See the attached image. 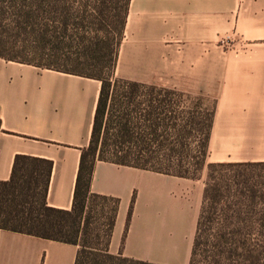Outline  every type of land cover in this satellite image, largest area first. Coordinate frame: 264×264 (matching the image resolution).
<instances>
[{
  "label": "crops",
  "instance_id": "1",
  "mask_svg": "<svg viewBox=\"0 0 264 264\" xmlns=\"http://www.w3.org/2000/svg\"><path fill=\"white\" fill-rule=\"evenodd\" d=\"M117 70L214 98L208 163L264 162V0H131ZM100 90L98 79L0 57V180L17 154L50 159L48 204L71 209ZM206 180L97 159L91 192L119 200L109 251L190 264ZM78 251L0 228V264H75Z\"/></svg>",
  "mask_w": 264,
  "mask_h": 264
},
{
  "label": "trees",
  "instance_id": "2",
  "mask_svg": "<svg viewBox=\"0 0 264 264\" xmlns=\"http://www.w3.org/2000/svg\"><path fill=\"white\" fill-rule=\"evenodd\" d=\"M130 2L0 0V57L101 81L71 209L48 204L50 159L17 154L11 178L0 180V228L77 244L75 264H158L109 251L119 200L91 192L97 159L192 178L199 175L191 169L207 161L214 107H204L202 97L192 105L190 92L116 74ZM192 144L200 148L194 163L182 149ZM147 152L156 154L146 157ZM255 166L264 162L208 163L190 264H264V210L236 208L264 205V185L259 189L251 177L240 178L245 175L242 168ZM222 188L232 196H223ZM90 197L114 202L104 234L90 230ZM225 198L233 211L218 215L215 205ZM133 205L134 200L127 228ZM208 222L217 225L207 234ZM206 234L212 241L204 240Z\"/></svg>",
  "mask_w": 264,
  "mask_h": 264
},
{
  "label": "rangeland",
  "instance_id": "3",
  "mask_svg": "<svg viewBox=\"0 0 264 264\" xmlns=\"http://www.w3.org/2000/svg\"><path fill=\"white\" fill-rule=\"evenodd\" d=\"M116 74L118 76H123V74L120 71H116ZM126 78V77H125ZM193 95V99H192V105H194L195 102H198V97H202L203 98V104L204 107L208 108V109H213L214 105H215V100L212 96L207 95V94H192ZM196 144H192L191 148H182L185 149V151L187 152L186 155H193L192 157L189 156L188 158H192L191 162L194 163V158H198V154H199V149L200 148H194ZM155 149V148H154ZM198 150V151H197ZM155 152H147L145 153V156H151V155H155ZM196 156V157H195ZM186 160V159H185ZM187 162V160H186ZM187 165L188 162L186 163ZM196 164V163H195ZM241 170L244 171L243 176H241L240 178L243 179V177H251V181L253 183H256L260 189V187L262 188L264 185V166H255V167H244ZM191 173H196L197 175L201 176L204 174H206V178L208 177V172H209V168H208V162L206 161L205 164H203L202 167H199V169H191L190 171ZM217 177L219 176L218 173H216ZM219 180V179H218ZM221 194L223 196H226L225 194H230L227 193L226 190H224L223 188L221 189ZM229 196H232V194H230ZM226 200V201H225ZM212 202H210L208 205L212 206L213 204H211ZM231 201H229V199L225 198L223 201L220 200V202H218L215 205V209L218 213H224V214H228V213H232V208L230 207L231 205ZM90 205V209H91V217H90V230L94 233V235L98 232H101V234L105 233V231L108 229V222L112 213V208L114 206V202L108 199H103L101 197H90L89 199V203ZM92 206V207H91ZM237 210L239 211L241 208L242 211L246 212L249 211L250 209L253 211V213H261L264 210V205H256V207H245L243 206V204L238 205ZM208 212H212V210H210L208 208ZM208 215H213V214H208ZM220 215V214H218ZM216 218V217H215ZM209 219V218H208ZM217 224H215L214 222L210 223L208 222V224L206 225V227L208 228L207 230V234L208 232H211L212 226H216ZM211 228V229H210ZM205 235L204 240H211L210 238H208V235ZM93 241H96L95 239H93ZM212 241V240H211ZM204 247H208L207 244H204Z\"/></svg>",
  "mask_w": 264,
  "mask_h": 264
}]
</instances>
